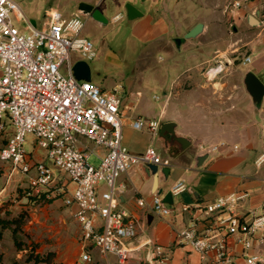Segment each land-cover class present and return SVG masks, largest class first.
<instances>
[{
    "label": "built area",
    "instance_id": "2783aa9c",
    "mask_svg": "<svg viewBox=\"0 0 264 264\" xmlns=\"http://www.w3.org/2000/svg\"><path fill=\"white\" fill-rule=\"evenodd\" d=\"M14 18L25 20L22 30ZM85 24L82 12L66 18L53 8L38 28L15 0H0V132L9 134L0 148V161L10 163L25 176L26 200L51 199L57 190L64 205L74 207L72 217L80 228L81 262L92 263V249H96L102 257L114 255L123 264L132 252L130 240L142 225L120 207L122 188L117 181L137 166L156 164L160 172L171 164L154 146L138 153L124 144L121 86L106 90L93 80L75 76L76 62H89L97 55L93 41L83 34ZM249 62L251 56L244 54L242 63ZM216 63L219 68L221 62ZM261 112V150L256 159L259 167L264 166V98ZM161 125V119L137 117L131 121L134 129L152 134H157ZM29 134L51 165L35 159L34 151H27ZM226 146L221 141L199 148L210 154ZM93 156L99 162L97 166L90 161ZM187 189L180 179L170 192L174 198ZM248 195L233 192L206 204L204 211L216 226L213 233L210 228L201 230L192 221L176 232V242L189 246L203 260L212 255L215 264H234L226 236L235 235L243 248L241 264H264V203L260 211L250 212V218L237 211ZM190 208L189 204L182 206L183 211ZM152 209L163 217L176 212L175 204L165 202L158 191L153 193ZM220 230L225 235H219ZM142 246L152 247L151 256L139 264H169V255L162 246L151 240Z\"/></svg>",
    "mask_w": 264,
    "mask_h": 264
},
{
    "label": "crops",
    "instance_id": "0c3cea01",
    "mask_svg": "<svg viewBox=\"0 0 264 264\" xmlns=\"http://www.w3.org/2000/svg\"><path fill=\"white\" fill-rule=\"evenodd\" d=\"M236 1L241 5L233 6ZM83 2L93 5V11H99L102 17V20H98L92 16V13L87 15L82 13L86 19L83 30L86 37L87 28L91 25L92 28H101L109 22L127 19L137 38L147 44H153L157 50L165 51L166 46L161 42L162 37L171 31L164 19L165 16L175 18L195 16L196 19H200L196 25L198 23L204 25L198 36L179 44L177 60L170 55L166 64L154 66L152 82L164 91L163 98L158 95L160 98L157 100L163 99L158 113L144 117L134 111L141 103V91L134 94L131 89L120 83L104 89L112 90L116 86H121L120 93L123 96L125 114L124 144L138 153L145 151L148 146H156L160 154L171 164L168 176L159 174L156 190L153 188V176L143 165L122 174L117 181L122 188L120 207L142 225L138 229L137 236L130 240L129 247L132 252L123 264H139L141 259L146 258L147 255L151 256L152 247L142 246L146 240H151L166 250L170 259L169 264H215L212 255L203 260L189 246L177 243L175 235L178 230L188 226L192 221H196L201 230L210 228V232L213 233L216 226L211 216L205 213V205L233 192L249 194L238 207L237 211L240 215H248L247 217L250 218V212L260 211L264 203V166H257L256 159L261 150V122L258 140L253 143L248 125L251 122L249 116L256 113L257 107L247 90L246 105L232 106L229 108L231 112L223 119L220 116L215 117L213 112L206 111L203 106L180 102L176 97L171 100V88L183 74L188 60L193 58L196 63H201L202 59L205 63L216 60L222 63L219 58L227 55L229 51L235 53L240 48L244 50L243 55L251 56V62L247 63L250 64L249 71L264 81V0H84ZM127 4L138 10L136 18H128ZM77 10L76 12L79 13V5ZM116 16L119 18L115 19ZM216 65L217 63L210 68L209 74L215 75L220 71L222 65L219 68H216ZM236 97H240V94ZM236 107L238 110H235ZM137 117L161 119L162 124L171 122L173 126L165 132H162L160 127L157 134H152L146 129L136 130L131 126V121ZM221 141H225L227 146L199 160V156L206 153L199 148L200 145L210 146ZM191 145L195 147L192 148ZM234 145H238V149H233ZM180 179L185 181L188 189L173 198L175 214L168 217L156 214L152 209L154 191L161 190V194L165 195ZM103 189L106 187L103 186ZM141 200L144 202L142 205ZM183 204H189L191 208L183 211ZM67 208L72 217L74 207ZM220 231L222 232L219 235H225L223 230ZM226 241L228 250L234 257V264H241L240 255L243 248L237 242V237L227 235ZM93 257L92 263H81L119 264L118 258L114 255L102 257L98 253L97 257Z\"/></svg>",
    "mask_w": 264,
    "mask_h": 264
},
{
    "label": "rangeland",
    "instance_id": "374dc122",
    "mask_svg": "<svg viewBox=\"0 0 264 264\" xmlns=\"http://www.w3.org/2000/svg\"><path fill=\"white\" fill-rule=\"evenodd\" d=\"M15 1L26 17L41 28L45 23L46 13L51 8L58 9L63 16L69 18L78 13L77 7L84 0ZM164 19L171 30L162 37L165 51L157 50L153 44L137 38L127 19L109 22L101 28H92L91 25L85 33L97 49L96 57L88 62L93 82L103 88L120 83L134 94L141 91V103L134 111L144 117L158 113L163 104V99L154 98L155 95L162 96L164 93L152 82L154 66L166 64L170 55L177 60L180 49L177 40L180 39L181 44L185 40L194 39L185 38V33L200 20L195 16H165ZM14 21L21 30L24 28L25 20L14 18ZM243 53L244 50L240 48L235 53L229 51L219 58L222 60V67L215 76L213 73L209 74V71L216 61L205 63L202 59L197 64L193 58L188 60L183 74L172 85L171 100L176 97L180 102L203 106L206 111L213 112L215 117L223 119L231 112L229 108L232 106L246 105L243 80L249 72L250 64L242 63ZM201 55L202 53L199 57ZM238 94L240 97H236ZM262 103L256 104V113L249 116L251 122L248 128L253 143L258 140ZM8 135L7 132H0V148L7 143ZM25 147L28 152L34 151L35 159H43L52 164L45 152L35 147L33 135L27 136ZM190 147L194 148L195 145ZM90 161L95 166L99 163L94 156ZM27 186L25 176L14 170L10 163L0 161V220L8 222L7 227H2L0 222V264H84L80 260V228L64 205L62 195H58V191L54 189L55 196L51 199L29 202L26 200ZM14 220H20L19 225ZM15 228L17 236L13 233ZM98 253L96 249H92V256L97 257Z\"/></svg>",
    "mask_w": 264,
    "mask_h": 264
},
{
    "label": "water",
    "instance_id": "95a60500",
    "mask_svg": "<svg viewBox=\"0 0 264 264\" xmlns=\"http://www.w3.org/2000/svg\"><path fill=\"white\" fill-rule=\"evenodd\" d=\"M94 6L85 2H82L79 4V11L84 13V14H90L92 13V16L98 20H102V17L99 13V11L94 10ZM127 16L129 19H134L138 16V10L132 6L131 4H127ZM204 25L202 23H198L195 25L189 32L185 34V38H195L198 36L202 30H203ZM180 39L177 40V42L180 44ZM74 74L79 80H86V81H91L92 80V72L90 65L88 62L84 60H80L76 62L73 66ZM244 85L247 90V92L251 95L253 101L255 104H261L262 100L264 98V82L260 80L256 74L253 72L249 71L245 74L244 77ZM173 126V123L168 122L164 123L161 126V131L165 132L169 130ZM184 139H182L183 141ZM208 153L202 154L199 156V160H202L204 157H207ZM144 168L149 172L150 175L153 176V188L156 190L158 187V178H159V173L164 174L165 176H168L170 173V167H163L160 169L159 172V166L156 164H150V165H143ZM158 193H162L161 190L158 191ZM164 201L173 204V197L171 192H167L164 195Z\"/></svg>",
    "mask_w": 264,
    "mask_h": 264
},
{
    "label": "trees",
    "instance_id": "16d2710c",
    "mask_svg": "<svg viewBox=\"0 0 264 264\" xmlns=\"http://www.w3.org/2000/svg\"><path fill=\"white\" fill-rule=\"evenodd\" d=\"M42 199H46V198H37V197H33V198H29V202H37V201H40V200H42ZM0 222H1V224H2V227H7L8 226V222H5V221H2V220H0ZM18 223V225H19V223H20V220H14V223ZM13 233H14V235L15 236H17V229L15 228L14 230H13ZM1 235V234H0ZM49 255H51V254H49Z\"/></svg>",
    "mask_w": 264,
    "mask_h": 264
}]
</instances>
